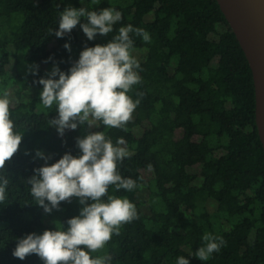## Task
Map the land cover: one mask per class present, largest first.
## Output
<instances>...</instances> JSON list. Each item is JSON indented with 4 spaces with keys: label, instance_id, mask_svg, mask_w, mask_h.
<instances>
[{
    "label": "trees",
    "instance_id": "16d2710c",
    "mask_svg": "<svg viewBox=\"0 0 264 264\" xmlns=\"http://www.w3.org/2000/svg\"><path fill=\"white\" fill-rule=\"evenodd\" d=\"M67 7H112L122 20L95 40L80 25L58 38ZM129 24L151 38L130 33L141 78L128 93L140 101L131 119L123 128L85 123L61 136L49 125L58 113L42 105L39 79L56 65L69 72L85 48L106 45ZM6 93L22 141L0 171L9 182L0 203V264H44L36 254L15 258L18 239L66 229L84 205L72 197L46 213L28 181L66 153L79 156L77 140L97 131L114 145L125 140L131 155L117 170L137 187L112 185L108 194L134 203L138 219L93 257L110 256V264H176L180 256L190 264H264V149L252 70L217 0H0V96ZM37 150L48 159L37 158ZM205 234L224 241L207 262L195 257Z\"/></svg>",
    "mask_w": 264,
    "mask_h": 264
},
{
    "label": "clouds",
    "instance_id": "9594fccd",
    "mask_svg": "<svg viewBox=\"0 0 264 264\" xmlns=\"http://www.w3.org/2000/svg\"><path fill=\"white\" fill-rule=\"evenodd\" d=\"M82 18H86L87 23H81ZM121 20V11L112 7L99 12L67 7L60 13L55 35L63 38L80 25L91 41L97 34L112 33L113 26ZM130 33L150 42L148 32L129 24L120 27L118 35L106 45L85 48L69 72L61 71L56 65L49 78L39 79L38 83L43 86L42 105L45 108L55 105L58 113L49 125L55 126L61 136L66 129L75 130L85 123L89 127L123 128L129 122L140 101H133L128 93L141 79L137 71L140 63L131 55L134 42ZM64 47L71 51L70 44ZM30 71L37 74L39 65L31 66ZM10 104L7 93L0 96V171L22 141V136L14 131ZM124 144L123 138L114 145L103 131L91 132L77 140L79 156L66 153L58 162L34 170L35 174L28 181L30 194L46 213L50 214L53 208L58 210L62 201L71 202L72 197L79 198L84 207L78 216L67 221L66 229L57 227V230L19 238L12 253L15 258L24 260L36 254L44 264H110V256L93 257L91 254L105 248L112 236L119 234L123 224L138 219L134 203L108 194L112 185L129 192L137 187L136 181L122 177L117 170L131 155ZM36 157L48 159L40 150L36 151ZM8 183V179L0 175V203L7 198ZM203 240L206 244L196 251L195 257L207 262L213 253L220 251L224 241L211 234H205ZM176 264H190V261L180 256Z\"/></svg>",
    "mask_w": 264,
    "mask_h": 264
},
{
    "label": "water",
    "instance_id": "95a60500",
    "mask_svg": "<svg viewBox=\"0 0 264 264\" xmlns=\"http://www.w3.org/2000/svg\"><path fill=\"white\" fill-rule=\"evenodd\" d=\"M252 70L256 125L264 149V0H217Z\"/></svg>",
    "mask_w": 264,
    "mask_h": 264
}]
</instances>
